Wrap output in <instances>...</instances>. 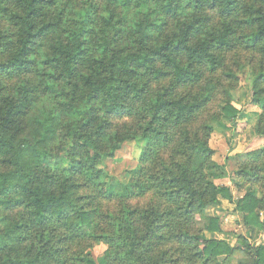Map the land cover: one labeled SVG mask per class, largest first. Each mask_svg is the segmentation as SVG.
I'll use <instances>...</instances> for the list:
<instances>
[{"label": "trees", "instance_id": "trees-1", "mask_svg": "<svg viewBox=\"0 0 264 264\" xmlns=\"http://www.w3.org/2000/svg\"><path fill=\"white\" fill-rule=\"evenodd\" d=\"M92 1V9L69 14L68 0H0V264H50L29 243L31 228L34 239L63 245L56 252L69 259L61 264H97L83 255L87 242L107 247L104 264H231L236 250L264 264V247L243 237L239 249L204 238L220 231L205 210L232 196L217 184L226 171L207 139L182 125L203 110L212 88L176 92L198 85L204 69L222 68L216 52L231 47L233 17L264 55V0ZM164 71L171 86L150 96L149 79ZM263 76L251 89L262 109L259 139ZM224 77L236 79L229 70ZM41 99L54 110L36 107ZM135 106L145 108L136 130H113ZM221 115L235 123L240 110L226 101ZM172 127L180 130L171 134ZM137 138L146 143L141 166L112 192L101 165ZM166 147L170 154L158 158ZM238 158L233 184L245 194L235 210L250 235L264 229V147ZM135 198L149 201L131 206ZM103 199L115 209H99Z\"/></svg>", "mask_w": 264, "mask_h": 264}, {"label": "rangeland", "instance_id": "rangeland-1", "mask_svg": "<svg viewBox=\"0 0 264 264\" xmlns=\"http://www.w3.org/2000/svg\"><path fill=\"white\" fill-rule=\"evenodd\" d=\"M68 12L77 13L82 10H87L95 7L98 3L92 0H68ZM89 6V7H88ZM88 7V8H87ZM102 9V6L101 8ZM214 22L220 21L216 16L213 17ZM233 25V34L231 37V47L227 50H219L216 55L222 62V68L216 72L204 69L202 81L195 86L182 87L176 90L177 95L183 96L193 94L205 87L212 88L210 101L198 113L193 120L185 126L191 133H198L200 137L207 139L210 148L214 151L211 159L219 167H224L229 177H232L233 172L237 168V159L235 155L250 152L253 149L264 147V139H259L254 136V124L257 117L262 113L261 105L251 103V89L254 80L259 74L264 75V55H262L257 47L250 46L246 43V38L249 29L240 24L238 17L231 19ZM42 46L38 52L41 53ZM228 70L236 77L234 80H227L224 77ZM146 79V77H145ZM144 80V79H143ZM261 87L264 88V76L259 78ZM150 96L159 89H166L171 86L170 73L163 72L159 78L149 79ZM16 83L12 80L9 85ZM211 86V87H210ZM213 86H216L213 90ZM208 88V89H209ZM226 89V92H224ZM228 101L236 109L240 110V115L235 123L230 122L221 115V108ZM36 107L44 108L48 111H53L54 107L51 102L41 99ZM135 113L130 118L115 119L113 121V130H122L123 127H128L136 130L139 124V115L145 111L141 106H135ZM180 130L177 127H172L171 134L177 133ZM170 132V130H169ZM146 147V143L140 138L125 142L120 149L115 152L113 158L103 161L101 169L110 177V190L114 192L113 186H128L134 175V170L141 166L140 159ZM170 154V148H162L159 151V157H166ZM159 162V161H158ZM230 178L217 181V184L232 186ZM84 189V188H83ZM86 190V188L84 189ZM82 195H94L92 190H86ZM232 190L234 191L233 187ZM149 198H135L130 200L129 204L136 207H145L148 204ZM89 203V200H85ZM100 205L102 211H113L116 205L113 202H108L105 199L96 201ZM91 207V206H90ZM232 206L226 201H223L220 208L213 213H219L222 217V227L225 231H235L241 233V229L236 225V218L231 214ZM23 212V211H22ZM111 213V212H108ZM264 220V217H263ZM197 227H201L199 223ZM231 234L233 232H230ZM29 243L39 252L45 253V258L50 264H61L63 258L69 259V256L60 255L56 250L61 251L63 245L56 240H46L41 242V239H34L35 228L29 230ZM91 245L84 250V257L95 261L97 264H104V257L107 255V247L103 244ZM77 250L79 248H76ZM82 251V249H81ZM243 256L237 254L235 261ZM46 261V260H45Z\"/></svg>", "mask_w": 264, "mask_h": 264}, {"label": "crops", "instance_id": "crops-1", "mask_svg": "<svg viewBox=\"0 0 264 264\" xmlns=\"http://www.w3.org/2000/svg\"><path fill=\"white\" fill-rule=\"evenodd\" d=\"M255 130V129H254ZM254 136H256L255 131H254ZM261 148V147H259ZM258 149V148H257ZM255 150V149H253ZM248 153V152H246ZM246 153L244 154H239V155H235L236 158H238L239 156H244ZM239 161V158L237 159V162ZM235 172V171H234ZM233 172V174H234ZM232 177L228 176V173H226V177L223 179H228L230 178L231 181V187L227 186V185H223L225 187H228L232 196V200H226V199H221V202L219 205L215 206V207H208L205 210V214L207 217H217L219 219V227H220V231L217 233H207L204 232L203 236L205 239H215V240H219V241H224L227 244H229L230 247H236L237 249L242 248V244L240 243V239L239 237H243L245 240H247L248 244H250L252 247L257 248V247H264V229L263 230H256L255 232H253L252 234H248L247 232V228L244 226L243 222H242V218L241 215L235 210L236 207V201L240 198H242V196L245 194L244 189L241 191H237V189L235 188L234 184H233V175ZM222 179V180H223ZM232 187L234 189V191L232 190ZM223 201H226L228 204H230L233 208H232V212L231 214L235 216L236 218V225L239 227V229H241V233H236L235 231H225L222 227V217L221 215H219L218 212L213 213L214 211L218 210L222 204ZM264 210L259 212V220L261 223L264 224ZM230 232H233L232 234ZM243 252H241L240 250H236V252L234 253L232 259H231V264H250L249 262L246 261L245 255L242 254L243 256H241V258L239 259V261H235V256L237 254H241Z\"/></svg>", "mask_w": 264, "mask_h": 264}]
</instances>
